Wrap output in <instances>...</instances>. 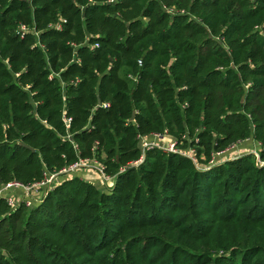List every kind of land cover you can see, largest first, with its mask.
Wrapping results in <instances>:
<instances>
[{"label":"trees","instance_id":"obj_1","mask_svg":"<svg viewBox=\"0 0 264 264\" xmlns=\"http://www.w3.org/2000/svg\"><path fill=\"white\" fill-rule=\"evenodd\" d=\"M85 159L113 188L0 200V264H264V0H0V185Z\"/></svg>","mask_w":264,"mask_h":264},{"label":"built area","instance_id":"obj_2","mask_svg":"<svg viewBox=\"0 0 264 264\" xmlns=\"http://www.w3.org/2000/svg\"><path fill=\"white\" fill-rule=\"evenodd\" d=\"M161 138H162L161 135H152L146 138H141L140 150L142 153V157L138 162L134 163L133 165L138 166L143 161L145 150L151 147L159 148L158 145H155V143L151 141L152 139L161 140ZM246 142H251L252 144V147H248L247 149L248 150L247 155H252L255 158V160L260 164L259 149H258L259 145L253 141H246ZM243 144H241L239 147L233 148L231 151L218 154L216 159H214L210 163L209 167H207L206 169H210L215 165L224 163L223 162L225 160L224 158L231 153H236L237 151H240V148L242 147ZM235 158H238V156L231 157L230 160H234ZM79 171H83V172L92 171L96 173L97 177L100 179L99 181L101 184L109 183V181H111V179H108L105 176L103 167L100 164V162H98L96 159H85V160H80L77 163L72 164L67 168L61 169L58 172L45 173L43 179L40 182L34 183L30 186H24L14 182H9L4 185H0V200H4L7 206L11 209L18 207L20 204H23L28 208L32 207L34 203H37L40 200H42L44 195H46L48 192H50L52 189L58 186L63 179L72 177ZM14 190L21 191L20 195L18 196L13 195L12 192Z\"/></svg>","mask_w":264,"mask_h":264},{"label":"rangeland","instance_id":"obj_3","mask_svg":"<svg viewBox=\"0 0 264 264\" xmlns=\"http://www.w3.org/2000/svg\"><path fill=\"white\" fill-rule=\"evenodd\" d=\"M162 138L161 140H153L151 142L155 143V145H158L159 148L165 150V151H171L173 153H180L181 151L179 149H177L174 145L176 143V141L174 139H171L170 137L168 136H164V135H161ZM248 148L246 146H242L240 148V151H237L236 153H231L229 155H227L224 159L223 162L227 161V160H230L231 157H235V156H238L239 157H242V156H246L247 155V150ZM142 157V155H141ZM144 158V157H143ZM237 159V158H235ZM234 159V160H235ZM256 161V160H255ZM96 179L98 180V183H96L95 186H97V189L100 190V192H106L108 191L109 189L113 188L111 183H103L101 184L100 183V179L96 176ZM104 186V187H102Z\"/></svg>","mask_w":264,"mask_h":264},{"label":"crops","instance_id":"obj_4","mask_svg":"<svg viewBox=\"0 0 264 264\" xmlns=\"http://www.w3.org/2000/svg\"><path fill=\"white\" fill-rule=\"evenodd\" d=\"M242 146H246L247 148L248 147H252V144L251 142H246L244 143ZM74 176H78L79 178H81L82 180L86 181V182H89L91 183L92 185H96V183H98V180L96 179V173L92 172V171H86V172H83V171H79L77 172ZM109 183H111V185L113 186V181H109ZM97 187V186H96ZM20 192L21 191H18V190H14L12 192L13 195H20Z\"/></svg>","mask_w":264,"mask_h":264},{"label":"water","instance_id":"obj_5","mask_svg":"<svg viewBox=\"0 0 264 264\" xmlns=\"http://www.w3.org/2000/svg\"><path fill=\"white\" fill-rule=\"evenodd\" d=\"M99 105H100V101H99ZM22 146L25 147V148H27V149H29L27 146H25V145H23V144H22ZM30 151H32V150H30ZM32 152H33V151H32Z\"/></svg>","mask_w":264,"mask_h":264}]
</instances>
